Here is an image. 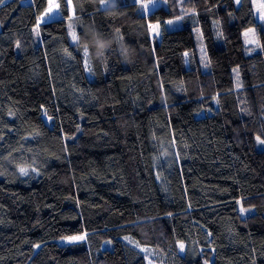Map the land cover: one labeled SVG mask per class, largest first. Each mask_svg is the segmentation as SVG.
I'll return each mask as SVG.
<instances>
[{"label": "trees", "instance_id": "16d2710c", "mask_svg": "<svg viewBox=\"0 0 264 264\" xmlns=\"http://www.w3.org/2000/svg\"><path fill=\"white\" fill-rule=\"evenodd\" d=\"M155 3L0 6V264H264L253 0Z\"/></svg>", "mask_w": 264, "mask_h": 264}, {"label": "snow or ice", "instance_id": "6c2138e0", "mask_svg": "<svg viewBox=\"0 0 264 264\" xmlns=\"http://www.w3.org/2000/svg\"><path fill=\"white\" fill-rule=\"evenodd\" d=\"M151 3H155V0H150ZM164 2L166 3L167 0H164ZM234 2L237 4V5H240L241 4V0H234ZM4 3V0H0V6H2ZM137 3L140 5V8L144 11H147L148 8H149V4L148 3H144V0H137ZM65 6L66 7H69L71 8L72 7V4H71V0H65ZM107 5L106 4H101V7H106ZM60 8V5L59 4H55L53 5L51 3V0H49V6L47 7V9L41 14V16L38 18V22H37V26H36V35L39 36L40 33H39V24L40 22H49L51 19H52V13L55 10H58ZM257 11H259L261 13V18L264 19V3H260L259 5H257ZM194 14V13H193ZM45 17H48V20H45L44 18ZM69 20L72 19L71 16H69L68 18ZM168 24H172L173 21H168L167 22ZM150 29L158 36L159 35V32L157 31L159 25H149ZM250 31H253V30H250ZM245 36L248 35L247 32H245L244 34ZM72 40L73 42H76L78 43V38L77 36L73 33L72 34ZM247 43H250V44H255L257 47H259L260 45L257 43L256 40H248L246 41ZM17 47H19V42H17ZM88 55V49L87 48H84V56L87 57ZM85 66L87 67V64H85ZM48 119H51L50 117ZM256 140L259 144H264V139H261L259 136H256ZM33 171H35V169H33ZM19 173L22 175V176H29V170L28 168H25V167H20L19 168ZM246 210L241 208V214H243ZM65 242L66 243H69V244H74V243H79V242H83L86 240V233L83 234V235H73V236H69V237H65L64 238ZM180 249L183 250L184 249V244L183 243H180L179 245Z\"/></svg>", "mask_w": 264, "mask_h": 264}, {"label": "rangeland", "instance_id": "374dc122", "mask_svg": "<svg viewBox=\"0 0 264 264\" xmlns=\"http://www.w3.org/2000/svg\"><path fill=\"white\" fill-rule=\"evenodd\" d=\"M51 3L53 5H55V4H57V0H51ZM260 3H264V0H253V6H254V11H255L256 18L261 23V25L264 27V19L261 18V13L259 11H257V5H259ZM103 4H105V3H103ZM226 4L228 5L229 9H234L236 6H238L234 2V0H226ZM155 6H156V3L149 4L148 10L154 8ZM51 15H52V18L55 17V16H58L59 15V11L54 9V11H53V13ZM44 19L48 20V17H45ZM250 30H253V31H250ZM245 32L248 33L247 36L244 35ZM72 34H73V32H71V38H72ZM200 35H201V33H200ZM200 35L199 34L197 35V44H198L199 48L202 45L201 39H203L202 36H200ZM243 36H244L245 43L247 44V46H249V48H255L256 47L255 44H250V43L246 42L248 40H256L257 43H258L257 34H256V27L255 26L246 29L243 32ZM149 263L150 264H154L153 261H151V260L149 261Z\"/></svg>", "mask_w": 264, "mask_h": 264}, {"label": "clouds", "instance_id": "9594fccd", "mask_svg": "<svg viewBox=\"0 0 264 264\" xmlns=\"http://www.w3.org/2000/svg\"><path fill=\"white\" fill-rule=\"evenodd\" d=\"M97 2H101V0H97Z\"/></svg>", "mask_w": 264, "mask_h": 264}]
</instances>
